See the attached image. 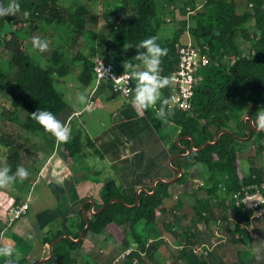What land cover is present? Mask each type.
Listing matches in <instances>:
<instances>
[{
    "label": "trees",
    "instance_id": "trees-1",
    "mask_svg": "<svg viewBox=\"0 0 264 264\" xmlns=\"http://www.w3.org/2000/svg\"><path fill=\"white\" fill-rule=\"evenodd\" d=\"M116 1V6L111 8V5H107L104 10L108 34H96L88 29L90 25L99 24V17L90 8L92 5L83 0H16L20 11L15 16L0 18V95L6 100L4 103L9 104L7 109H2V113L7 111L10 115L7 120L19 126L17 131L11 126L0 129V146L6 150L5 163L12 173L21 165L29 168L21 155L26 138L35 143L38 138L40 141L44 139L51 151L56 148L55 137L31 118L32 113L48 110L65 125L73 123L71 120L74 116L64 96L55 88L54 78L34 63L30 53L33 48L29 42L30 32L53 36L50 37L54 41L53 49H48L42 55L50 56L47 60L56 67L59 77L68 76L76 65H81L79 80L84 87L94 84L95 58L114 64L116 72L123 73L125 61L139 63L134 58L138 51H144L137 49L139 42L153 36L158 37L157 43L161 47L168 49L160 67L161 75L170 77L178 65L180 49L185 43L183 39L191 38L193 45L209 54L213 60L199 70L200 81L195 86L192 109L179 111L169 106L173 115L167 118V122L180 127L181 141L173 146L175 153L186 154L191 147L190 138L195 148L206 142H214L220 131L230 130L229 125L234 121L238 128V131H233L234 134L244 138L249 135L247 125L250 120H245V117L255 119L256 112L264 108V0H205L200 8L195 2L180 7L179 0H162V10L174 7L183 18L175 23L174 36L168 43H163L159 37L158 31L166 25V21L158 13L155 0ZM0 3L7 4L8 0H0ZM25 11L30 13L27 18L23 15ZM167 12L172 17V12ZM82 36L96 39V44H87L69 60L67 55ZM61 42L66 45L65 51L58 49ZM244 45L247 48L244 49ZM4 52L7 57L3 56ZM162 92L164 98L169 100L170 86ZM145 113L155 129L162 128L165 121L157 117L156 110L150 108ZM77 131L79 134L73 132L69 141L64 143V151L70 158L80 155L84 148L82 129L78 128ZM8 133L11 135L7 136ZM251 140L255 152L249 159L248 175L243 172L238 154L241 140L230 134L222 135L214 146H206L201 152H192L187 157L175 160L176 166L185 172L176 183L183 184L187 179L186 172L194 170L202 179H207L192 195L186 194L195 199L192 220L178 213L185 208L183 198L177 201L173 211L167 208L165 200L173 197L169 192L171 185L158 183L154 195L148 194L153 192V187H147L148 193L140 192L139 205H136L137 193L130 195L123 185L111 180L102 187L95 211L114 199L121 202L108 206L97 216H92L91 204L88 203L84 211L77 213L79 222L76 234L63 229L51 237H44L43 241L50 245L66 233L78 239L86 227L85 213L89 217L90 227L84 238L107 232L125 250L136 246L135 251L118 264H161L157 254L163 246H168L163 232L173 240L170 244L173 250L171 264H216L219 257L215 254L209 258L196 252L201 244L199 240L203 238H199L198 227L202 229L200 226L204 224L211 231L218 226L219 220L211 198L220 201L232 212L235 223L234 228L230 229V236L233 245L245 244L255 234V228L251 230L250 214L231 208L228 203L229 196L243 184L252 182L253 177L257 181H264V170L256 164L257 158L264 157V132H253ZM93 145L87 138L85 146L89 148ZM95 154L101 156L97 149ZM33 170L37 177L40 164L38 168L37 165L33 166ZM173 173L178 175L175 171ZM204 192L208 198L201 196ZM86 200L82 199L81 203ZM14 205H19V202ZM127 205L134 207L128 208ZM170 213L173 220L161 227L159 219ZM1 230L0 226V233ZM259 230L264 234V229ZM82 244L83 240L77 243L63 239L55 245L53 258L45 264H55L60 256L68 259L69 264H74L71 255L79 252ZM243 256L239 264H253L251 251ZM13 258V264L25 262L24 259L17 261ZM0 264H6V258Z\"/></svg>",
    "mask_w": 264,
    "mask_h": 264
},
{
    "label": "crops",
    "instance_id": "crops-1",
    "mask_svg": "<svg viewBox=\"0 0 264 264\" xmlns=\"http://www.w3.org/2000/svg\"><path fill=\"white\" fill-rule=\"evenodd\" d=\"M183 1L195 2L200 8L205 0ZM167 11L172 12V17H168ZM177 14L181 16L180 11L172 7V9L164 10L167 19L164 15L161 17L167 23L173 22L175 27V23L183 19ZM133 82L135 88L136 82L134 80ZM91 88V86L83 89L76 88L69 104L74 116L71 120L73 123L69 122L66 126L70 128L71 136L73 132L79 134L78 128L82 129L81 139L84 142V148L81 154L70 158L64 151V143L58 141L55 150L51 151L44 139L40 141L38 138L39 140H36L44 149L42 154L39 153L36 156L37 168L40 164L38 176H32V178L28 176L18 187L12 185L8 188H0L2 193L0 195L6 194L4 189L11 194L9 195L12 200L11 205L17 202L19 205L29 202L30 208L27 215L13 225H10L8 221L6 208L8 205L5 209L0 208V226L2 227L0 246L1 241L14 232V238L21 243H26L30 250L29 253L17 252L19 260L24 259V264H37L49 257L50 245L43 241L44 237H51L63 229H69L71 234H76L79 222L77 213L84 204L81 200L92 199L97 203L100 200L99 193L106 182L114 180L115 184L123 185L128 194L132 195L138 193L141 188L154 187L159 179L170 181L179 176L178 172H175L178 175L173 173L170 159L179 155L175 153L173 146L180 140V127L174 123L165 122L162 128L155 129L145 111L140 112L133 106L131 102L133 96L127 99L113 93L107 86L96 93L95 104L91 110L84 111L85 106L79 105L76 97L80 93L88 96ZM157 106L152 109L157 111ZM14 129L19 130V126L14 125ZM87 138L94 144L89 148L85 146ZM95 149L101 153V156L95 154ZM22 151L24 153L21 155L24 156L35 154H26L25 150ZM92 154L98 158L95 164L89 162ZM175 160L172 165L175 164L174 167L179 169ZM24 161L29 166L28 170L32 168L34 171L33 158L24 159ZM183 173L185 175L184 171ZM186 177L183 184L174 183L169 188L173 197L165 201L167 208L170 205V211L175 209L177 201L182 198L185 199L184 207L190 204L192 209L195 199L188 195H192L194 190L207 180L206 177L202 179L195 170L186 172ZM25 194L27 197H24ZM201 196L208 198L205 192L201 193ZM211 202L214 208H217L216 210L224 206L215 198H211ZM184 209L182 208L178 213L182 215ZM188 219L192 218L188 217ZM71 238L77 240L72 236ZM165 239L167 241L168 238L165 237ZM116 245L115 239L108 236L107 232L100 236L88 235L83 238L79 252L72 254L71 258L75 261L74 264L92 262L93 264H116L117 258L113 259L112 254L116 250L114 249ZM122 252L117 254L121 255ZM14 258L17 259L16 253ZM55 264H69V261L60 256Z\"/></svg>",
    "mask_w": 264,
    "mask_h": 264
},
{
    "label": "rangeland",
    "instance_id": "rangeland-1",
    "mask_svg": "<svg viewBox=\"0 0 264 264\" xmlns=\"http://www.w3.org/2000/svg\"><path fill=\"white\" fill-rule=\"evenodd\" d=\"M86 3H89L90 8L92 9L93 13H95L98 17H99V24L98 25H90L88 27L89 30H92L93 32H96V34H108L107 32V22H106V18L104 17V10H105V6H109L111 5V8H113L114 6L117 5V1L116 0H83ZM115 1V2H114ZM187 3V2H186ZM155 4L158 10V13L162 15H164V10H162L163 7V2L162 0H155ZM178 4H180V7H182L183 5H185V2L183 0H179ZM172 9V7H170ZM174 8V7H173ZM170 13V12H169ZM177 16L180 18L181 16H179L177 14ZM168 17H170L168 15ZM164 18L167 19V17L164 15ZM167 23V22H166ZM174 24L173 22L167 23L163 28L159 29L158 33H159V37L160 40L163 43H168L172 40L173 36H174ZM31 35L29 37V42L31 43V37L33 36H40L41 39H46L49 43V47L48 49H53V40L50 37L48 33L45 35H42L41 33L38 32H30ZM28 35V34H27ZM56 39L58 38L57 36H55ZM51 39V40H50ZM186 39V40H185ZM183 39L185 41V43L188 42H192L193 40L191 38H185ZM53 41V42H52ZM97 41L96 39H92V37H80L79 40L77 41V43L72 47L70 54L67 55L69 60H72L74 56H76L77 52L80 50H83V48L89 44H96ZM244 49L247 48V45H244L243 47ZM58 49L60 51H65L66 49V45L64 42L59 43ZM32 52V53H31ZM3 53V52H2ZM32 59L34 61V63L38 66H40L42 69L46 70L47 72L50 73V75L54 78V86L57 89V91L62 94L66 100V102L68 104H70L71 101V97L73 95V93L75 92L76 88L79 89H83L85 88L79 80V77L81 75L82 72V67L81 65H76L72 71L70 72V74L66 77H59L58 74L56 73V67L50 63L47 59H49L50 56H43L41 52L34 50L32 48V50L30 51ZM40 53V54H38ZM9 55V53H8ZM50 55V53H49ZM4 57H7V53L4 52L3 54ZM162 96L163 98L164 93L162 92ZM6 100L4 99V97L2 95H0V129L2 128V126H11L14 128V123H12V121H9L7 119H9L10 115L8 114L7 111H4V113H2V109L5 107V109H7V107H9V104H5ZM230 130L229 131H238L237 128V123L236 121L231 122L229 125ZM234 133V132H233ZM2 135V132L0 131V136ZM11 134L8 133L7 136H10ZM244 138V137H241ZM45 141V140H44ZM25 143V147L23 150H25V153H35L34 155H22V157L25 160H28L30 158H33V163L36 167V165L38 164L37 162V155L40 153L42 154L44 152L43 147H40L38 140L37 143H35L33 140H31L30 138H26V141H23ZM22 142V143H23ZM46 142V141H45ZM242 142V141H241ZM239 144L238 146V154H239V158L241 160L242 163V169L243 172L245 174H249V168H250V163H249V159L251 157L254 156V147L252 144V140L250 139L248 142H244L246 144ZM47 144V142H46ZM48 145V144H47ZM5 148L3 146H0V167L4 166L5 163ZM42 151V152H41ZM21 153L23 154L24 152L21 151ZM90 164H95L98 162V158L92 154L89 160ZM256 164L258 166V168L263 169L264 170V157H260L256 159ZM22 167H24L23 165H21ZM28 170V168H27ZM29 175L31 176H35V171H32V168H30V170H28ZM14 173V171H13ZM25 181V180H24ZM24 181H16L13 185L14 187H18L19 185H22ZM3 191V190H2ZM5 191V195H0V208L5 209V206H7L6 208H8L9 206H11L12 200L9 198V195H11L9 193L8 190L4 189ZM2 194V193H0ZM24 197H27V194L24 195ZM175 202V201H174ZM172 205V204H171ZM170 207V205H169ZM217 208H215V213H216V218H218L219 222H218V226L214 227L213 230L209 231L208 228H206L203 225H201L202 229L198 227L199 231H200V247H204L205 249H207L208 247L211 249V251H209L208 255H205L206 257L212 256L213 254H215L217 257H219V259H216V264H220L223 261V264H239L240 263V257L241 255L243 256L244 253H248L251 251V253L253 254V259H251L253 261V264H264V234L261 233V231L259 229H264V223L263 221L260 222L259 224L255 225V234L252 237V239L246 240L245 244H239V245H233L231 243V236H230V229L234 228V219H232V215L230 214V211L223 206L222 209L219 208L218 210H216ZM183 213L186 215L184 216H188L191 217L192 219H194V215L192 213V209H191V205L188 204L185 209L183 210V212L181 213L183 215ZM181 215V216H182ZM191 219V220H192ZM227 219V220H224ZM173 220V216L168 214L167 216H165L164 218H160L159 219V224L162 227L164 223H168L171 222ZM14 224V223H13ZM12 224V225H13ZM141 225V224H140ZM67 228V226H66ZM259 228V229H258ZM12 232V231H11ZM164 237H167V243L168 246H163L160 251L157 254V258L159 259L161 264H171V262L173 261V257H171L173 250L170 248V244L173 243V240L170 236H168V234L164 233ZM10 238V239H8ZM4 239L2 242L1 246H11L15 249V253H16V257H17V261H19V253L17 255L18 251H22V253H29V247L26 243H21L19 242L16 238H14V232L11 233V235ZM10 241H12L10 243ZM116 241V240H115ZM117 242V241H116ZM15 243V245H14ZM214 243V244H213ZM212 246H214L215 248H213ZM32 248V247H31ZM116 249L114 251V253H112L113 259L115 257L118 258L120 255L121 251H124V247L117 242V245L115 246ZM119 252V254H117ZM241 253V254H240ZM117 254V255H115ZM14 257V255H13ZM244 257V256H243ZM4 257H0V261L3 259ZM14 259V258H13ZM251 263V261H250ZM90 264H93L90 263ZM116 264H118L116 262ZM252 264V263H251Z\"/></svg>",
    "mask_w": 264,
    "mask_h": 264
},
{
    "label": "clouds",
    "instance_id": "clouds-1",
    "mask_svg": "<svg viewBox=\"0 0 264 264\" xmlns=\"http://www.w3.org/2000/svg\"><path fill=\"white\" fill-rule=\"evenodd\" d=\"M20 11V5L16 0H8L7 4L0 3V18L7 16H15ZM24 17L27 18L30 13L25 11ZM158 37H150L142 40L136 46L138 54L134 57L139 63L125 61L122 65L124 73L119 78H127L134 80L135 88L132 98L133 106L140 112L150 108L157 109V117L167 122V118L173 115L169 107L170 101L163 98L162 90L169 87L172 82L171 77L161 75L162 58L167 56L168 49L161 47L157 43ZM31 45L34 50L41 53L48 51L49 43L46 39H41L40 36L31 37ZM131 48V46H128ZM91 90V89H90ZM79 105L89 106V97L80 93L76 97ZM31 118L36 121L45 132L50 133L60 143H67L71 138V130L68 126L56 118V116L48 110H38L31 114ZM251 125L258 132H264V108L256 112L255 119L251 120ZM202 167V166H201ZM29 172L24 167H18L15 173L11 172L10 166L5 164L0 167V188H8L12 186L17 179L24 181L28 178ZM15 254V249L11 246H0V257L6 258V264H13L12 257ZM18 255V254H17Z\"/></svg>",
    "mask_w": 264,
    "mask_h": 264
},
{
    "label": "built area",
    "instance_id": "built-area-1",
    "mask_svg": "<svg viewBox=\"0 0 264 264\" xmlns=\"http://www.w3.org/2000/svg\"><path fill=\"white\" fill-rule=\"evenodd\" d=\"M212 60L209 54L203 53L192 42L184 43L181 46L178 65L170 75L172 82L170 85L169 106L171 108L179 111H190L192 109L195 86L200 81L199 70L207 67ZM93 73L95 79L88 95L89 106H85L84 111L91 110L95 104L96 93L104 86L111 87L113 93L127 99H130L134 95L133 80L119 78L124 72L117 73L114 64L108 63L101 58H95ZM228 203H230L231 208L240 209L244 213L250 214L251 230H254L255 225L264 220V181H257L256 177H253L252 182L243 184L239 190L229 196ZM29 208V202L20 205L13 204L8 207L9 224L12 225L14 222L22 219L27 215ZM94 211L95 209L92 210V212ZM229 211L231 214V210ZM212 247L215 248L214 246ZM135 248L136 246H133L128 250H124L116 259V262H121L126 256L135 251ZM209 251H211L209 247L205 249L200 246L196 250L197 253L204 255H208ZM142 255L144 256V254Z\"/></svg>",
    "mask_w": 264,
    "mask_h": 264
},
{
    "label": "water",
    "instance_id": "water-1",
    "mask_svg": "<svg viewBox=\"0 0 264 264\" xmlns=\"http://www.w3.org/2000/svg\"><path fill=\"white\" fill-rule=\"evenodd\" d=\"M246 118H247V119H250V125L247 127V128H248V133H249V135H248L247 137H245V138H241V137L237 136V135L234 134L232 131H229V130H222V131H220V132L218 133V135H217V137H216V139H215L214 142H206V143H204V144H203L201 147H199V148H195L194 141H193L192 138H190V140H191L192 142H191V147H190V149H187V150H186L187 153H186V154H180V155H177V156L172 157V158L170 159V166H171V168H172L175 172H178V173H179V176L176 177V178H174V179H172V180H170V181H166V180L159 179V180L157 181V183H158V182H161V183H164V184H166V185H172V184L178 182V181L184 176V173H183V171H182L181 169L175 168V167L172 165L173 160L178 159V158H181V157H187V156L190 155L192 152H194V153L201 152L206 146H209V145H213V146H214V145H216V144L219 142L221 136L224 135V134H230V135H233L234 137H236L237 139L241 140L242 142H248V141L253 137V131H257V130H256L255 128H253L252 125H251V120H252V118L249 117V116H246V117H245V120H246ZM257 132H258V131H257ZM180 141H181V139L178 140L177 143L179 144ZM157 183H155V185H154V187H153V192H152V193H148L147 190H146L145 188H141V189L138 191V193H137V197H136V200H137V201H136V205H139V201H140V199H139V195H140V192H147L148 194H152V195H154V194L157 192V186H156ZM88 202L91 203V209H92V210H94V209L96 208V207H95V201L91 199V200H88V201H85V202H84V204H83V206H82V209H81L82 211H84L85 206H86V204H87ZM118 202H121V201H120L119 199H114V200L110 201L107 205L101 207L99 210L92 212V216H97V215H99V214H100L101 212H103L108 206H110V205H112V204H114V203H118ZM127 207L130 208V207H134V206H129V205H127ZM83 215H84V218H85V220H86V227L81 231L79 238H78L77 240H73L69 234H64V235L60 236L59 238L55 239V240L50 244V255H49V257L46 258V259H44V260L39 261L37 264H45V263L49 262V261L53 258V256H54V247H55V245L58 244V243H60L63 239L67 238V239H70L71 241H74V242H77V243H79V242H81V241L83 240V238H84V234L86 233V231H87V230L89 229V227H90V220H89V217H88L85 213H83Z\"/></svg>",
    "mask_w": 264,
    "mask_h": 264
},
{
    "label": "flooded vegetation",
    "instance_id": "flooded-vegetation-1",
    "mask_svg": "<svg viewBox=\"0 0 264 264\" xmlns=\"http://www.w3.org/2000/svg\"><path fill=\"white\" fill-rule=\"evenodd\" d=\"M246 120H247V118H246ZM250 120V119H249ZM250 125V123L247 125V127ZM253 132H255V131H253ZM257 132V131H256Z\"/></svg>",
    "mask_w": 264,
    "mask_h": 264
}]
</instances>
